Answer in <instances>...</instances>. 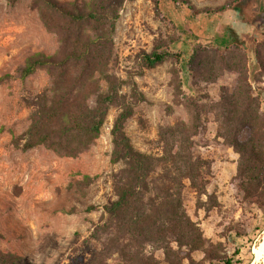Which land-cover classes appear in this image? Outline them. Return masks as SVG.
<instances>
[{"label": "rangeland", "instance_id": "1", "mask_svg": "<svg viewBox=\"0 0 264 264\" xmlns=\"http://www.w3.org/2000/svg\"><path fill=\"white\" fill-rule=\"evenodd\" d=\"M59 1L82 5L89 0ZM228 2L232 0H189L198 10ZM167 6L174 13L182 9L169 0H123L113 33V56L106 66L121 96L109 105L94 143L69 157L44 145L25 147L30 103L53 77L46 68L26 76L22 72L30 55H52L62 48L60 36L67 25L50 28L48 21L60 24L61 18L44 15L34 0H0V249L13 253L16 264H207L209 255L234 253L246 264L254 261V248L264 239V195L261 206L244 198L237 178L240 154L221 135L224 116L233 114L234 106H228L232 90L247 81L242 78V50L231 46L217 51L213 44L203 43L206 47L187 72L193 42L186 33L171 44L182 54L180 61L169 57L154 68L142 66L143 52L170 42L189 25L183 11L172 13L175 20H170ZM109 84L100 82L102 92ZM240 100L241 114H255V104L247 102L244 107L243 96ZM89 103L95 104V95ZM125 104L133 109L125 122L132 144L153 157L176 152L183 143L178 128L181 123L188 126L189 151L207 165L198 188L184 179L180 191L185 214L202 241L144 240L138 230L131 233L133 228L129 233L119 231L104 208L117 198L116 175L125 167L111 159V129ZM256 110L255 127L264 141V109L260 104ZM241 133L245 138L249 130L244 127ZM165 165L151 177L145 203L157 195L154 187L173 193L178 188L172 181V165Z\"/></svg>", "mask_w": 264, "mask_h": 264}, {"label": "trees", "instance_id": "2", "mask_svg": "<svg viewBox=\"0 0 264 264\" xmlns=\"http://www.w3.org/2000/svg\"><path fill=\"white\" fill-rule=\"evenodd\" d=\"M159 1L156 0V3ZM170 1L185 5L196 15L222 11L239 0H232L231 3L217 8L201 10L194 9L189 0ZM34 2L39 5L44 15L53 13L61 18L60 24L48 21L47 25L50 28L56 29L65 23L67 32L60 36L63 45L60 50L52 55L36 52L27 57L22 68L23 76L32 74L37 68H46L51 71L53 77L51 85L38 92L30 103L32 112L25 147L44 145L60 156L75 157L87 150L98 138L109 105L121 96L118 94L117 85L106 72V66L113 56V33L118 9L123 0H89L82 5L64 4L59 0ZM86 28L92 30L88 32ZM179 31V35L172 37L170 42L159 43L151 51L143 52L140 57L141 65L154 68L169 57L180 61L182 54L172 48L171 44L181 41L185 33L191 34L194 40L198 37L191 33L189 28H181ZM231 46L242 50L245 64L242 78L247 81L232 90V99L228 100V106H234L230 109L233 114L224 116L222 120L224 129L221 135L240 154L237 178L244 198L261 206L259 200L264 195V141L263 133L256 129L254 122L257 118L256 109L261 103L251 84L250 76L253 74L250 72L247 54L241 45L228 43L224 48L220 46L215 48L219 51L230 49ZM205 47L206 45L200 42L192 44L186 65L187 72ZM263 49L264 42H260L257 53L264 68ZM241 74L239 71V75ZM102 80L110 83L104 92L100 86ZM133 90L135 93L136 89ZM93 95L95 104L90 105L89 100ZM241 96L243 102L245 100L244 107L247 102L256 105L255 114L251 117L239 112L242 106ZM132 113L130 104L122 105V110L115 118L111 129L113 141L111 159L114 162L122 161L125 167L116 175L117 198L104 205V208L116 220L119 231L129 233L133 228L131 233L138 230L144 240L150 237H159L157 240L171 237L175 241H181V238L187 237L189 240L198 238L202 241L198 230L185 214L180 191L184 179H189L194 187L198 188L201 184L198 180L201 179L202 168L207 165L203 159L195 157L189 151L188 126L181 123L178 128L180 142L183 143L180 147L177 146L176 152L169 155L166 153V156L160 158L153 157L136 149L125 130V122ZM244 127L249 130L245 138L241 137V129ZM163 164H167L168 167L172 165L170 166L174 173L172 181L178 188L173 193L154 187V190H158L157 195L149 197V201L145 203L143 197L150 192L149 183H153L151 177L157 167H163ZM165 168L169 172L170 168ZM151 228H155L158 234L151 233ZM236 254L229 257L209 255L207 264H246L241 259H235ZM0 264H16V256L0 249Z\"/></svg>", "mask_w": 264, "mask_h": 264}, {"label": "crops", "instance_id": "3", "mask_svg": "<svg viewBox=\"0 0 264 264\" xmlns=\"http://www.w3.org/2000/svg\"><path fill=\"white\" fill-rule=\"evenodd\" d=\"M180 8L182 9L177 8L174 13L172 10L169 11L167 6L164 7V11L170 20H175L171 16L172 13L178 14L183 11L186 14L189 19V25L186 28L198 37L194 40L189 34L191 42L211 43L221 48L228 43L241 45L247 54L252 77L255 76L254 79L250 76V81L264 109V68L257 53L259 43L264 42V0H239L230 7L211 14L194 15L185 5H180ZM185 35L187 36L186 33Z\"/></svg>", "mask_w": 264, "mask_h": 264}, {"label": "bare ground", "instance_id": "4", "mask_svg": "<svg viewBox=\"0 0 264 264\" xmlns=\"http://www.w3.org/2000/svg\"><path fill=\"white\" fill-rule=\"evenodd\" d=\"M254 255H255V257H254V261L252 262V264H254V262L259 260V259L264 260V239L254 248ZM263 263H264V261H263Z\"/></svg>", "mask_w": 264, "mask_h": 264}, {"label": "flooded vegetation", "instance_id": "5", "mask_svg": "<svg viewBox=\"0 0 264 264\" xmlns=\"http://www.w3.org/2000/svg\"><path fill=\"white\" fill-rule=\"evenodd\" d=\"M256 11H258V10H256ZM261 12V11H260ZM261 14V13H260ZM258 15V14H257Z\"/></svg>", "mask_w": 264, "mask_h": 264}]
</instances>
